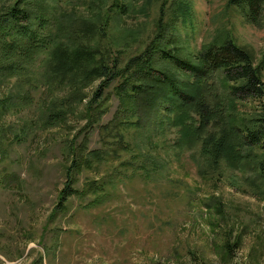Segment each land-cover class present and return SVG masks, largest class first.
I'll list each match as a JSON object with an SVG mask.
<instances>
[{"label":"rangeland","instance_id":"rangeland-1","mask_svg":"<svg viewBox=\"0 0 264 264\" xmlns=\"http://www.w3.org/2000/svg\"><path fill=\"white\" fill-rule=\"evenodd\" d=\"M8 1L14 0H0V9ZM114 1L62 5L101 28V13ZM124 1L128 13L111 14L101 29L106 36L88 40L111 48L123 63L158 33L163 9V24L174 16L171 6L178 0ZM190 1V21L176 23L180 55L193 58L204 44L229 36L264 65V15L257 24L229 0ZM42 57L23 75L0 81V264H264V186H253L247 179L253 174L239 169L203 176L195 155L173 147L174 129L145 120L146 127L124 131L131 150L119 149L111 161L77 171L78 193L59 207L72 148L86 134L89 150L115 147L116 139L102 138L101 126L119 111V98L114 82L106 90V113L88 133L84 110L98 80L83 90L86 97L68 120L46 126L48 104L70 92L49 84ZM258 104L251 100L242 110L255 115ZM133 154L142 155L140 163L151 157L157 170L147 174L122 165ZM90 182L103 188L90 189ZM228 241L231 252L225 250Z\"/></svg>","mask_w":264,"mask_h":264},{"label":"trees","instance_id":"trees-1","mask_svg":"<svg viewBox=\"0 0 264 264\" xmlns=\"http://www.w3.org/2000/svg\"><path fill=\"white\" fill-rule=\"evenodd\" d=\"M67 1L14 0L0 9V81L23 75L44 55L49 84L70 92L48 104L43 115L46 126L68 120L76 112V103L86 97L83 90L99 80L84 110L90 133L107 111L106 90L117 82L114 93L120 109L112 121L101 126L105 131L102 138L113 137L116 145L112 152L108 148L89 150L86 134V141L72 148L69 180L60 192L59 207L78 193L73 186L77 171L111 161L119 149L131 150L124 131L146 127L143 120L150 126L174 129L178 136L173 147L180 155L186 151L195 155L203 176L239 169L253 174L247 176L253 186H264V65L256 64L250 51L233 37L220 36L204 44L193 58L180 55L176 23L190 21L192 6L190 0H178L171 6L174 16L163 24L167 13L163 9L158 33L123 63L111 48L88 40L98 33L106 36L101 29H106L111 14H127L129 3L115 0L101 13L100 28L90 18L63 9L62 3ZM228 2L238 6L248 21L262 22L264 0ZM251 100L259 103L255 115L242 110V104ZM141 157L133 154V160L122 165L145 168L147 174L157 170L154 159L145 156L140 163ZM94 187L103 188L98 182L88 184V188ZM232 249L228 241L225 250Z\"/></svg>","mask_w":264,"mask_h":264}]
</instances>
